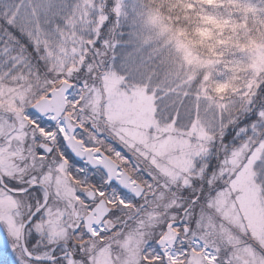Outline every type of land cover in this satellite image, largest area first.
Instances as JSON below:
<instances>
[{"label": "snow or ice", "instance_id": "obj_1", "mask_svg": "<svg viewBox=\"0 0 264 264\" xmlns=\"http://www.w3.org/2000/svg\"><path fill=\"white\" fill-rule=\"evenodd\" d=\"M133 11L0 5V264H264V0Z\"/></svg>", "mask_w": 264, "mask_h": 264}, {"label": "clouds", "instance_id": "obj_2", "mask_svg": "<svg viewBox=\"0 0 264 264\" xmlns=\"http://www.w3.org/2000/svg\"><path fill=\"white\" fill-rule=\"evenodd\" d=\"M156 2H158V0H124L126 10L128 12V19L122 21L125 35L123 38L122 47L116 52L117 60L115 61V67L117 70H120V59L123 57V55L126 52L132 51L133 49L141 48V40L147 35V33L140 34L141 30L138 23L135 25L132 23L133 19L135 18V12L133 11V8L135 7L137 11H140L142 7L147 8ZM156 46V44H152L148 47H144L140 55H143L145 58H147L151 48ZM157 63L158 61H150L149 70L151 71L155 69ZM227 79L228 78L225 77V82ZM236 86L239 87L240 85L237 84Z\"/></svg>", "mask_w": 264, "mask_h": 264}, {"label": "trees", "instance_id": "obj_3", "mask_svg": "<svg viewBox=\"0 0 264 264\" xmlns=\"http://www.w3.org/2000/svg\"><path fill=\"white\" fill-rule=\"evenodd\" d=\"M2 1H3V2H0V5H4V4H5L4 2H5V1H7V0H5V1H4V0H2ZM9 2H10V0H8V2H7V3H9ZM221 11H223V10L221 9Z\"/></svg>", "mask_w": 264, "mask_h": 264}, {"label": "rangeland", "instance_id": "obj_4", "mask_svg": "<svg viewBox=\"0 0 264 264\" xmlns=\"http://www.w3.org/2000/svg\"><path fill=\"white\" fill-rule=\"evenodd\" d=\"M4 1H5V0H4ZM0 2H3V1H2V0H0ZM7 2H8V0H7V1H5L4 3H5V4H7ZM262 178H264V177H262Z\"/></svg>", "mask_w": 264, "mask_h": 264}]
</instances>
